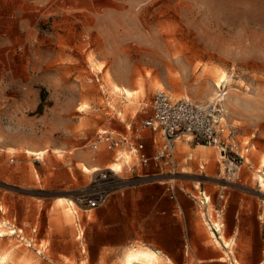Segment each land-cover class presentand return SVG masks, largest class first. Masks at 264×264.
<instances>
[{
    "label": "rangeland",
    "instance_id": "rangeland-1",
    "mask_svg": "<svg viewBox=\"0 0 264 264\" xmlns=\"http://www.w3.org/2000/svg\"><path fill=\"white\" fill-rule=\"evenodd\" d=\"M159 85L216 103L251 147L234 182L217 147L179 140L170 184L211 199L200 226L225 258L207 264H264V0H0V264H125L134 248L149 250L117 240L123 221L97 220L117 193L91 211L74 197L115 161L92 150L99 131L149 143L154 132L141 124ZM222 233L229 245L217 242Z\"/></svg>",
    "mask_w": 264,
    "mask_h": 264
},
{
    "label": "built area",
    "instance_id": "built-area-1",
    "mask_svg": "<svg viewBox=\"0 0 264 264\" xmlns=\"http://www.w3.org/2000/svg\"><path fill=\"white\" fill-rule=\"evenodd\" d=\"M151 107V114L143 120L141 126L154 132L152 140L159 145L156 151L149 154L146 143L139 136L133 138L116 135L107 129L99 131L97 139L91 145L92 150L114 151L115 159L122 160L124 168H104L96 171L91 181L94 188L74 197L78 207L91 211L102 206L117 187L153 181L166 174L174 175L181 165L177 158V148L182 137H186L187 141L195 139L217 147L228 179L241 181L242 166L244 163L250 165L246 156L251 147H242L235 128L222 122L223 118L218 116L222 110L217 108L216 103L200 104L189 98L175 99L168 90L160 89L155 92ZM126 152L128 155L124 157L123 153ZM133 158L135 163H132ZM124 171L131 175L123 176ZM174 196L172 193V197ZM208 202L206 196L200 201L203 206ZM217 211L219 215H223L224 206ZM223 226L224 223L221 224ZM213 228L220 234L217 226L213 225Z\"/></svg>",
    "mask_w": 264,
    "mask_h": 264
},
{
    "label": "crops",
    "instance_id": "crops-1",
    "mask_svg": "<svg viewBox=\"0 0 264 264\" xmlns=\"http://www.w3.org/2000/svg\"><path fill=\"white\" fill-rule=\"evenodd\" d=\"M152 136L149 143L143 140L149 154H153L159 146L153 142ZM185 141L188 144L191 142ZM200 146L207 148L206 145ZM190 159L191 156L186 160ZM204 166L203 163L201 168ZM170 177L166 174L153 181L117 187L113 192L118 194L117 201L109 204L107 213L104 209L99 210L97 220L108 218L123 221V231L118 232V241L141 242L146 245L145 248L156 251L161 257V253L168 257L173 264L178 263L181 255L186 259L184 264L225 260L200 226V209H204L205 218L210 221L208 210L200 203L203 199L198 195L200 187L183 185L175 189L170 184ZM116 245L102 242L104 249ZM190 258L192 261H189Z\"/></svg>",
    "mask_w": 264,
    "mask_h": 264
},
{
    "label": "bare ground",
    "instance_id": "bare-ground-1",
    "mask_svg": "<svg viewBox=\"0 0 264 264\" xmlns=\"http://www.w3.org/2000/svg\"><path fill=\"white\" fill-rule=\"evenodd\" d=\"M226 80V75H225V72L224 74L220 75L219 78L217 79L216 81V86L217 88L221 86V84ZM159 89H163V86L162 85H159L158 86ZM114 90L122 95H126L127 98L131 99L134 97V94L136 92H133L131 90H128L126 88H123V87H120L118 84H114ZM221 101V100H220ZM226 103H225V107H226ZM224 119V118H223ZM227 119V118H226ZM225 121V120H224ZM30 153H33V154H37L39 155L40 157H44L45 156V152H40V153H37L35 151H29ZM257 155V154H255ZM248 161V160H247ZM264 162V161H263ZM262 163V161H261ZM264 164V163H263ZM262 164V165H263ZM124 167V162L122 163V160H116L113 161L112 163L109 164V166L107 168H113L115 170H121L123 169ZM83 169L87 172H90V168L86 165L83 166ZM259 177V175H258ZM260 186L262 187V191H264V178H261L260 180ZM62 200V199H61ZM210 200V199H209ZM69 204V208H68V212L69 213H73V210L75 208V203L73 201H69L67 202ZM215 226L218 227V224H214ZM220 232H221V226L218 227ZM215 232V230H214ZM83 231L80 232V236L82 235ZM216 233V232H215ZM223 234V233H222ZM1 235V234H0ZM221 239H223L224 243L226 245H229V242L226 240L225 238V235H221V238L217 240V242L219 243V245H222L221 243ZM225 245V246H226ZM6 257V256H5ZM3 258V257H2ZM4 260V259H3ZM6 260V259H5ZM161 257L159 256V254L156 252V251H153V250H142V249H133L128 255L127 257L125 258V264H139V263H143V264H161ZM171 263V262H170ZM172 264V263H171Z\"/></svg>",
    "mask_w": 264,
    "mask_h": 264
}]
</instances>
